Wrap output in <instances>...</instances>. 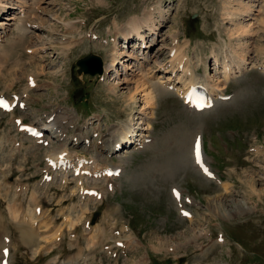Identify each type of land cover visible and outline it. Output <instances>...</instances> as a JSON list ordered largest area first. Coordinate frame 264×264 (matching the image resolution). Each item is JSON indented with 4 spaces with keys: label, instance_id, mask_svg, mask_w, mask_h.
I'll return each mask as SVG.
<instances>
[{
    "label": "rangeland",
    "instance_id": "1",
    "mask_svg": "<svg viewBox=\"0 0 264 264\" xmlns=\"http://www.w3.org/2000/svg\"><path fill=\"white\" fill-rule=\"evenodd\" d=\"M1 1V5H5L0 8V24L5 30L0 25V29L4 30H0V34L7 35L0 41V92L17 95L27 92L28 108L22 113L8 115L0 128L5 125L7 129V120L14 116H24V123H33L45 122L48 116L53 115L58 129L69 135L73 133L74 123L85 116L86 124L81 121V126L76 125L75 134L88 137L91 145L81 143L72 151L99 159L101 166L120 165L125 169L124 176L118 180L122 189L87 207L90 211L95 210L93 221H103L105 227L128 225L136 245L129 246L123 254L118 251L115 258L102 252V256L96 257L95 261L89 262L86 258L85 262L79 259L67 264H264V75L257 69L264 62V0ZM238 2L251 9L250 12L228 17V11L239 9ZM159 5L163 17L156 10V23L160 24L156 31L158 35L150 36V32H145L146 49H138L141 42L137 37V41L129 37L126 44L125 36L120 33L129 28L127 24L130 20L135 16L142 18L146 12L158 9ZM31 24L35 26L29 27ZM249 25L251 36L231 37L236 28ZM20 27L23 31L25 29V35L19 41L15 35L21 31ZM174 37L178 44L189 42L187 48L177 47H183L182 52L189 55L196 76L202 80L214 77L215 69L218 70L213 65L211 52L214 51L219 58L226 54L229 62H240L238 56L244 52V71L236 74L239 77L223 87L226 88L225 94L233 96L231 100L219 104L212 112L192 116L176 95L160 87L159 79L165 82L171 77L170 59L166 67L170 68V75L162 73L160 68L168 59ZM63 39L75 42L70 43L74 47L68 55L57 52L61 51ZM156 40L157 44L153 45ZM43 48L45 50L40 51ZM34 49L38 53H34ZM115 51L123 55L118 60L119 64L111 67ZM142 52L148 57L143 70L137 67ZM89 54L102 59L104 69L108 70L103 77L76 74L75 62ZM159 54L162 57H158ZM129 56L139 60H130ZM149 71L151 76L156 77L152 81L147 78L145 82L155 86L157 105L142 110L144 103L141 95L134 102H129L128 96L135 88L134 76L140 74L145 78ZM178 73L173 80L180 76ZM26 74L35 75L38 84L35 89L27 91V87L24 91ZM125 80L129 82L125 83ZM6 86L10 88L5 90ZM68 108L71 113L67 112ZM130 128L138 132V135H131L135 139H142L139 134L147 135L152 141L148 148L151 147L143 153H121L120 157L100 152V142L109 144L112 142L110 139L118 133L120 135L122 129ZM196 134L203 135L206 146L212 141L213 150L205 156L206 161L219 167L220 177L231 190L224 191L223 186L214 185L193 171L188 157ZM216 134L220 135V141L213 140ZM254 137L257 151L248 152L249 147H253L251 140ZM190 140H193L192 148L189 147ZM63 141H53L49 147L39 145V149L35 146L29 148V152L11 163L4 157L6 151H0V167L8 168L0 171V215L11 220L4 227L13 238H18L20 246L25 244L21 240L22 230L17 226V236L7 209L9 203L14 206L12 193L5 187L9 181L7 173L14 175L19 167H24L25 172L32 171L34 165L44 169L41 149L50 151L62 143H72L71 140ZM107 146L102 147L109 150V146L115 144ZM192 161L194 163L193 157ZM114 181L117 182V179ZM250 181L256 184L255 191L248 188ZM171 185L193 199L191 206H185L193 219L176 213L169 193ZM89 186L105 187L104 183L91 181ZM70 187H74V181ZM59 188L58 182L50 184L47 189L49 196H42L39 192L37 203L43 209L57 213L67 198V193L63 196ZM54 222L59 221L55 219ZM219 235H222L223 244L215 241ZM122 242L127 240L123 238ZM85 243L89 248L88 240ZM56 247L46 260L57 258L67 262L68 255L74 252V248L66 242ZM21 248L14 255L13 264L43 263V259L33 258L34 247L29 250ZM92 251L89 248L87 252Z\"/></svg>",
    "mask_w": 264,
    "mask_h": 264
},
{
    "label": "bare ground",
    "instance_id": "2",
    "mask_svg": "<svg viewBox=\"0 0 264 264\" xmlns=\"http://www.w3.org/2000/svg\"><path fill=\"white\" fill-rule=\"evenodd\" d=\"M4 2V1H3ZM1 4H2V1L0 0V7H2L1 6ZM4 4V3H3ZM5 5V4H4ZM3 5V6H4ZM237 6L239 7V9L238 10H236L235 12H231V11H228L227 13L228 14H226L228 17H232V16H237V14L238 15H243V13H249L250 12V10L251 9H249V8H247V6H245V5H243V3L242 2H238V4H237ZM158 9H156L157 10V12H161L160 11V5H159V7H157ZM1 10V9H0ZM234 10V9H233ZM4 13V12H3ZM155 14L153 13V12H150V11H148V12H146L144 15H143V17L142 18H140V17H136V18H133V19H131L130 20V22L127 24V26L129 27V28H127L126 30H124V31H122V33H123V35L125 36V39H129V38H127V37H129V36H135V37H137V40L138 41H140L141 43L140 44H146L145 43V40H146V36L144 35V31L145 30H148V32H150L151 34H154V33H156V31H157V29H158V27L160 26V24L158 23H156V18H155V16H154ZM160 15H161V13H160ZM245 15V14H244ZM251 15V14H250ZM249 16V15H248ZM163 17V15H161V18ZM13 19V17L11 18V20ZM16 20H17V18H16ZM232 21V20H231ZM19 22V21H18ZM1 26H3V24H0ZM117 26V25H116ZM249 28H251V25H249V26H247L246 28H244L243 26H241V27H238V28H236V30L235 31H233L232 33H231V37H235V38H243V36L242 35H244L245 36V34H246V36L245 37H248V36H251V34L250 33H248V32H251L250 30H249ZM23 29V27L21 28L20 27V30L21 31H19V33H17L16 34V39L17 40H21V39H23V37H24V35L25 34H23V33H25L24 31H25V29H24V31L22 30ZM116 29V28H115ZM129 29V30H128ZM246 29V30H245ZM121 34V33H120ZM122 35V34H121ZM72 38V37H71ZM67 39V38H66ZM64 40V39H63ZM62 40V41H63ZM69 40V39H68ZM64 40V42H62L60 45H61V51H57L59 54L61 53L62 54V52H63V54H66V55H68L69 53L68 52H70V50H71V48H73L74 46L72 45L71 46V44H74L75 42L74 41H71V40ZM67 44H66V43ZM241 42V41H240ZM71 43V44H70ZM136 44V43H135ZM185 45H186V43H185ZM146 47V46H145ZM144 47V48H145ZM185 47V46H184ZM186 48H187V46H186ZM226 48H228V47H226ZM118 49V48H117ZM146 49V48H145ZM182 50H183V47H182ZM229 50H230V48H229ZM172 50H170V52H171ZM227 51V50H226ZM225 51V52H226ZM169 52V53H170ZM214 52V51H213ZM184 52H182L181 51V47H176V53L175 54H173V56H171L170 57V63L168 64L169 66H170V68H171V70H172V73H174L175 74V76L177 77L178 75L176 74V73H178L177 71H179V74H180V76L176 79V80H173L174 82H176L177 84H180L179 85V87H180V89H183V90H186L190 85H192V84H194V83H198V82H204L209 88H210V90H211V93H213V94H215V95H217V94H220V95H224L223 93H221L225 88H222V86H224V85H226V83H228V79H229V76L231 75V73H232V71H233V67L232 66H234L235 67V70H237V71H240L241 72V66H242V63L243 62H245L244 61V52L243 53H241V54H239V61L240 62H235V61H232V63H231V65L230 64H226L225 63V61L223 60V62H222V75H223V79L222 80H220V79H217L215 76V78H216V80H215V78L214 77H206L207 78V80H202V79H198V78H196L195 76H194V73H193V70H194V65L192 64V60L190 59V58H187V60H183L182 58L184 57V56H186V55H184L183 54ZM121 55H123V53H119L118 51H115L114 52V54L112 55L113 57V61H112V65H111V67H113V66H116V61L119 59V57L121 56ZM246 56V55H245ZM214 58V62H215V68H217V66H216V63H217V65H219L218 63H219V60H218V56H214L213 57ZM227 58V57H226ZM143 59H145V58H143ZM230 59V58H229ZM4 60V59H3ZM6 60V59H5ZM231 61V60H230ZM235 64H239L238 66L237 65H235ZM18 67V66H17ZM139 67L143 70L144 69V63H142L141 62V66H140V64H139ZM126 68L128 69V66H126ZM163 68V67H162ZM164 68H166V67H164ZM244 68V67H243ZM140 70V69H139ZM105 71H108L107 70V68H106V70L104 69V72ZM166 71H168V70H166ZM244 71V70H243ZM242 71V72H243ZM169 73H171L170 71H168ZM195 72V71H194ZM106 74H107V72H105ZM143 73V72H142ZM151 73V71H149V74ZM149 74L148 75H144V77L145 78H143L140 74H136V76H134V78L132 79V80H134V84H135V88H134V90H133V92H131L130 94H129V96H128V98H129V102L130 101H133V100H136L137 99V96L138 95H141V98H142V101H143V103H144V108L142 109V110H145V109H152L153 107H155L156 105H157V103H156V100H157V96L155 95V91H154V89H155V86L153 85H147L146 84V82H145V79H149V80H151L152 78H154V77H156V76H151V74H150V76H149ZM154 74V73H153ZM155 75V74H154ZM196 75V74H195ZM138 76L140 77V78H138ZM198 77V76H197ZM168 80H170V79H168ZM129 81H130V79H129ZM129 81H127V82H129ZM152 81V80H151ZM221 81V82H220ZM126 82V80H125V83H127ZM222 83V84H221ZM158 85V84H157ZM12 86V85H11ZM37 86V84L35 85V87ZM29 89V88H28ZM27 89V90H28ZM156 89H157V86H156ZM177 91H179V90H177ZM20 98V97H19ZM21 99V98H20ZM21 102H22V100H20ZM134 102V101H133ZM51 117V116H50ZM55 121V120H54ZM22 124V123H21ZM45 128L46 127H48L49 128V130L51 131V133L53 132V134H54V137H56V138H60V139H63V140H66V141H68V140H71V142L73 143V142H78V143H80V141H82L81 140V136H78V135H72V136H70V139H69V137L68 138H66V136L63 134V132H61V131H59V130H57V125H56V122H52L51 124H48L47 126H44ZM126 130H128V129H126ZM129 131V130H128ZM128 133L129 132H126L124 129L122 130V132L120 133V135H115L110 141H112L114 144H115V146H109L110 147V152H113V149L115 148V147H117V145H123V143L126 141V135H128ZM137 135H138V133H137ZM139 137L140 138H142V139H139V138H137L136 140H135V142L136 141H139V142H141L143 139H145L146 137H148V136H145V135H143L142 136V134H139ZM132 138V137H131ZM65 141V142H66ZM129 142H131L132 140H128ZM111 144V143H110ZM107 146V147H108ZM103 148V147H102ZM61 150H58V151H54V152H52V154H51V160H56L57 158H58V155L59 154H61L63 157H65V158H67V159H70V158H72V155L68 152V149H67V144L65 143V144H63L62 145V147L60 148ZM104 149V148H103ZM202 161H203V159H202ZM202 161H201V163H202ZM200 163V164H201ZM97 166H94L93 167V173L92 174H94L95 176L96 175H98V173H100V178L101 179H107L106 177L107 176H105V175H103V172H105V170H107L108 168L106 167V168H101V169H99V170H97ZM80 171H82V170H80ZM87 178L84 176V175H82V174H80V175H78V177H75V181H79V183H78V187L79 188H83V184H82V181H84V180H86ZM67 182H69V179L65 176V177H63V180H62V182L61 183H63V184H66ZM225 186H226V184H224ZM248 188L251 190V191H255L256 189V184L255 183H253L252 181H250L249 182V184H248ZM225 189H227V188H225ZM231 190V189H230ZM74 192L75 191H73L72 192V195L74 194ZM260 192V191H259ZM180 196H181V193H179V197H178V200L180 199ZM181 200V199H180ZM247 202V201H246ZM243 206H244V203L242 204ZM247 206V205H246ZM246 208V207H245ZM28 219V218H27ZM192 219H193V217H192ZM29 220V224H28V226H29V229H30V231L28 230V228H27V226L26 225H24V224H22V223H19V225H17L19 228H21V240H22V242L23 243H25L26 245H28V246H30V247H32V246H35V245H37V243H38V245H39V241L38 240H36L35 239V237H36V233L38 232L37 230V227H36V223L34 222V219H33V217L32 216H30V219H28ZM31 225L33 226V227H36V233L35 232H33V230L31 229ZM103 239V238H102ZM97 243H101V240L100 239H97L96 237H94V236H91L89 239H88V246H89V248L90 249H94L95 248V246L97 245ZM38 245L36 246V247H38ZM39 247H40V245H39ZM84 254V252H82V253H80V257L82 256ZM9 258H10V255H9Z\"/></svg>",
    "mask_w": 264,
    "mask_h": 264
},
{
    "label": "water",
    "instance_id": "3",
    "mask_svg": "<svg viewBox=\"0 0 264 264\" xmlns=\"http://www.w3.org/2000/svg\"><path fill=\"white\" fill-rule=\"evenodd\" d=\"M77 65L80 67L78 73H88L94 75L96 73H102V62L100 58L90 55L84 59H81L77 62Z\"/></svg>",
    "mask_w": 264,
    "mask_h": 264
}]
</instances>
